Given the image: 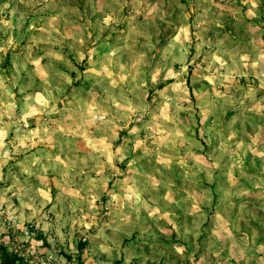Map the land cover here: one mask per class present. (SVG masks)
Returning a JSON list of instances; mask_svg holds the SVG:
<instances>
[{
    "label": "rangeland",
    "instance_id": "obj_1",
    "mask_svg": "<svg viewBox=\"0 0 264 264\" xmlns=\"http://www.w3.org/2000/svg\"><path fill=\"white\" fill-rule=\"evenodd\" d=\"M0 264H264V0H0Z\"/></svg>",
    "mask_w": 264,
    "mask_h": 264
},
{
    "label": "trees",
    "instance_id": "obj_2",
    "mask_svg": "<svg viewBox=\"0 0 264 264\" xmlns=\"http://www.w3.org/2000/svg\"><path fill=\"white\" fill-rule=\"evenodd\" d=\"M86 244H87V241H81V242H80L79 248H80V251H81V252H82L83 249L85 248Z\"/></svg>",
    "mask_w": 264,
    "mask_h": 264
}]
</instances>
